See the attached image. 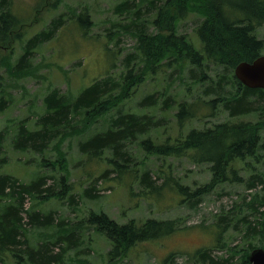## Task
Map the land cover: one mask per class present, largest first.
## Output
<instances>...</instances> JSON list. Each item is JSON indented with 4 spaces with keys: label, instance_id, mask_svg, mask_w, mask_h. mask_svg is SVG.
<instances>
[{
    "label": "trees",
    "instance_id": "16d2710c",
    "mask_svg": "<svg viewBox=\"0 0 264 264\" xmlns=\"http://www.w3.org/2000/svg\"><path fill=\"white\" fill-rule=\"evenodd\" d=\"M119 1L117 11L134 13L137 20L141 19L126 24L133 27L125 26L135 35L136 50L154 60V65L164 58L180 61L184 57L187 75L198 86L201 96L208 98L194 95L192 102L179 101L174 113L178 125L183 127L187 120L197 118L201 105L212 111L200 112V116L222 111L229 118L211 126H193L182 135H166L157 142L158 129L166 126L165 117L157 115V111L171 107L174 99L165 96L161 102L157 92H148L134 102V110L125 108L146 79L145 71L137 63L139 57L132 53L131 65H125L118 77L111 75L112 62L106 70L108 74L93 78L74 95L50 88L42 97V109L35 119L29 121L24 117L13 124L9 144L16 152L39 154V166H51L53 172L36 171L30 180L21 181L12 172L0 169V264L87 263L77 257L91 248L79 232L81 223L56 222L53 213L37 210L35 204L51 197L63 199L73 209L77 204L74 186L69 181L66 152L61 149L64 141L74 138L77 153L85 161L106 165L96 174L91 169L84 170L90 180L80 196L89 201L97 200L103 190L99 185L108 178L114 181L113 187L128 186V191L134 182L140 195L148 198L158 185L170 179L159 169L147 168L145 160L136 158L133 148L136 143L147 155L163 158L186 155L193 162L208 165L209 181L193 191L174 180L176 192L190 207L197 205L200 196L225 183L236 181L246 190L261 186L251 197L240 194L229 208L220 209L210 226L211 240L215 237L212 248L201 247L191 252L195 264H250L248 253L255 247L254 242L264 247V89L242 85L233 68L242 60L251 61L264 53V41L257 31L264 24V0H164L160 4L151 0L147 6L141 0ZM11 4L12 0H0V45L9 46L12 40L19 39L22 31L18 28L25 24L20 15L14 14ZM141 5L151 13L155 10L153 19L141 17ZM190 12L201 17L194 28V40L178 34L173 25ZM78 16L82 19L79 29L85 31L91 20L88 14L79 13L70 21ZM65 22L66 18L58 14L46 29L27 38L10 71H25L32 52L50 40ZM7 102L0 81V111ZM248 115H255L256 119H241ZM8 133L7 129H0V168L8 162L5 148ZM51 150L56 153L53 159L46 155ZM238 169L250 172L242 175ZM32 200L35 203L31 205ZM84 220L94 224L108 239L109 262L122 258L140 242H158L179 229L178 219L131 217L119 223L102 211H90ZM228 231L232 232L229 238L222 237L220 241L219 237ZM232 241L236 243L231 245ZM213 249L226 252L216 255L211 252ZM173 253H168L161 264H173Z\"/></svg>",
    "mask_w": 264,
    "mask_h": 264
},
{
    "label": "rangeland",
    "instance_id": "374dc122",
    "mask_svg": "<svg viewBox=\"0 0 264 264\" xmlns=\"http://www.w3.org/2000/svg\"><path fill=\"white\" fill-rule=\"evenodd\" d=\"M46 1H55V4H48ZM150 1L141 0V4L151 5L148 4ZM153 1L160 4L164 0ZM118 3H120L119 0H12L11 9L14 14L23 18L25 24L18 28L22 31L19 39L12 40L9 46L0 45V81L8 99L6 106L0 111V129H7L9 132L5 141L8 162L0 168L1 171L12 172L21 181L30 180L36 171L51 174L53 172L51 166H39V154L20 153L11 148L9 141L13 124L24 117L29 121L35 119L42 109V97L50 88L56 87L60 91L74 95L93 78L108 74L109 71L106 70L112 62L111 75L118 77L125 65H131V53L139 57L137 63L145 71L146 79L137 93L125 104V108L134 110V102L148 92H157L156 95H160L161 102L165 96L174 99L171 107H165L161 112L157 111V115H163L166 119V126L158 129V137L155 139L157 142L164 139L166 135H182L193 126L197 128L211 126L214 122L229 118L227 113L222 111L218 114H215L217 112L215 111L212 116H200V112L211 113L212 111L209 107L201 105L197 110V118L187 120L183 127L178 125L174 113L179 101L192 102L194 95L204 100L208 98L201 96L198 86L187 75L185 66L187 67L188 64L184 57L180 61L164 58L154 65V60H150L147 55L136 50L135 35L131 28H125V26L133 27L126 24L132 19L137 22L141 19L137 20L134 13L117 11ZM139 7L142 18H154L155 10L151 13L150 9L144 10V5ZM141 11L145 13L143 16ZM79 13L88 14L91 20V24L85 31L79 29L82 25L80 22L82 19L79 16L76 20L70 21L73 15ZM58 14L65 17L66 22L59 30H56L50 40L43 42L32 52L30 66L25 71L11 72L10 66L23 52L22 48L27 38L40 29H46L52 17ZM198 14L190 12L174 21L176 32L193 39L195 25L201 20ZM144 25L150 27L148 22H144ZM150 29L153 30L154 27ZM257 31L258 37L264 41V24H261ZM241 119L255 120L256 116L248 115ZM155 133L156 131L153 136ZM75 142L76 138L66 140L61 145V149L66 152L69 181L74 186L73 192L77 201L74 209L69 207L63 199L59 200L55 197L44 199L39 203L32 200L31 205L38 204L37 210L53 213V219L56 222L63 221L69 225L81 223L79 232L85 237V243L89 242L91 247L90 250H85L86 252L78 253V258L87 261L83 264H161L170 252H174L173 264H195L191 257L194 249L212 248L215 245V237L211 240L210 226L214 223L220 209L229 208L234 201H238L240 194L249 198L253 192L261 189V186L257 185L252 190H246L244 185H239L236 181L232 184L225 183L200 196L197 205L190 207L186 201L181 200L183 196L176 192L174 180L187 185L188 189L193 191L195 187H200L202 183L209 181L210 174L206 168L208 165L204 162H193L186 155H170L165 158L147 155L138 148L136 143L133 145L136 158L139 161L145 160L147 168L159 169L170 179L158 185L153 196L148 198L140 195L136 183H131L129 186L131 190L128 191V186L113 187L114 181L108 178L99 185L103 190L99 192L97 200L89 201L80 196L81 190L90 180L86 179L84 170L91 169L96 174L106 165L85 161L77 153ZM46 155L51 159L56 157L54 150L48 151ZM249 172L238 169V173L242 175H247ZM157 180L161 183L162 177ZM26 205L29 207V200ZM90 211H102L119 223L131 217L137 220L146 217L178 219L179 229L163 237L161 241L140 242L131 247L122 258L112 259V262H109L106 256L109 249L108 239L96 229L94 224L84 220L88 219ZM231 233L228 231L220 236L219 240L223 241L222 237L228 239ZM234 243L236 242L232 241L231 245ZM254 245L260 247L256 242ZM84 246L85 244L81 249H84ZM211 252L224 255L226 251L213 249Z\"/></svg>",
    "mask_w": 264,
    "mask_h": 264
},
{
    "label": "water",
    "instance_id": "95a60500",
    "mask_svg": "<svg viewBox=\"0 0 264 264\" xmlns=\"http://www.w3.org/2000/svg\"><path fill=\"white\" fill-rule=\"evenodd\" d=\"M235 78L246 87L264 89V53L251 61L242 60L233 68ZM250 264H264V247H254L248 254Z\"/></svg>",
    "mask_w": 264,
    "mask_h": 264
},
{
    "label": "bare ground",
    "instance_id": "6f19581e",
    "mask_svg": "<svg viewBox=\"0 0 264 264\" xmlns=\"http://www.w3.org/2000/svg\"><path fill=\"white\" fill-rule=\"evenodd\" d=\"M220 229V228H219ZM219 231V230H218ZM59 233V232H58ZM218 237V236H217Z\"/></svg>",
    "mask_w": 264,
    "mask_h": 264
}]
</instances>
